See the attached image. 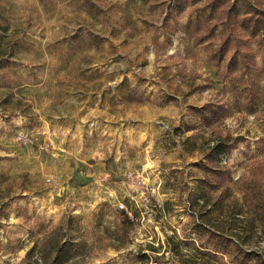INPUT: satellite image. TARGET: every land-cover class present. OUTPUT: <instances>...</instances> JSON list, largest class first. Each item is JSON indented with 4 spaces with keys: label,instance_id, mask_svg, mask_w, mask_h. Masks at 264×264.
<instances>
[{
    "label": "rangeland",
    "instance_id": "374dc122",
    "mask_svg": "<svg viewBox=\"0 0 264 264\" xmlns=\"http://www.w3.org/2000/svg\"><path fill=\"white\" fill-rule=\"evenodd\" d=\"M189 13L156 53L161 0H0V264H22L28 242L69 216L88 243L84 264H139V253L182 264L174 245L196 258L185 228L203 155L192 143L218 133L245 139L223 159L237 197L242 185L264 186V53L259 97L238 96L210 41L195 44ZM126 84L144 90L143 104L125 100ZM208 104L225 111L203 129L192 108ZM130 171L145 197L130 195ZM239 231L264 256V233Z\"/></svg>",
    "mask_w": 264,
    "mask_h": 264
},
{
    "label": "trees",
    "instance_id": "16d2710c",
    "mask_svg": "<svg viewBox=\"0 0 264 264\" xmlns=\"http://www.w3.org/2000/svg\"><path fill=\"white\" fill-rule=\"evenodd\" d=\"M161 2L164 18L152 40L156 53H162L172 45L173 37L181 29L182 19L190 12L188 25L195 27V44L210 41L212 60L216 61L220 75L230 77L229 83L238 96L246 95L252 100L259 97L256 70L259 52L264 53V0ZM2 66L0 62V69ZM122 93L129 103L143 104L142 88H134L130 92V85L126 84ZM192 111L197 126L208 129L220 120L225 110L208 104L194 107ZM187 130L196 129L188 127ZM244 142L243 137L222 132L212 142L192 143L193 148L203 155L202 163L197 166L202 178L197 179L196 190L190 195V221L186 224L185 234H194L197 238L194 243L199 245L197 257L190 260L174 245L182 264H264V256L243 247L247 239L242 238L244 234L239 231L247 227L250 237L259 230L264 233V186L242 185L239 189L241 197H237L231 170L223 160ZM244 214L250 217L246 219ZM119 215L129 223L125 212ZM77 222L76 217L69 216L63 225H57L43 237L38 236L28 242L22 264H84L89 249L82 227ZM170 241L174 243L175 239ZM126 245H111L110 248L119 251ZM23 249L22 246L20 250ZM151 252L158 254L155 248H151ZM137 259L139 264H170L163 255L152 257L139 253Z\"/></svg>",
    "mask_w": 264,
    "mask_h": 264
},
{
    "label": "built area",
    "instance_id": "2783aa9c",
    "mask_svg": "<svg viewBox=\"0 0 264 264\" xmlns=\"http://www.w3.org/2000/svg\"><path fill=\"white\" fill-rule=\"evenodd\" d=\"M126 181L130 189V195L135 198L138 195L145 197L147 194V187L145 185V180L142 175L134 171H130L126 174ZM163 205L159 202L157 203V208H162Z\"/></svg>",
    "mask_w": 264,
    "mask_h": 264
}]
</instances>
